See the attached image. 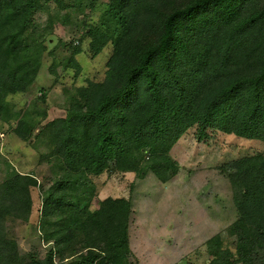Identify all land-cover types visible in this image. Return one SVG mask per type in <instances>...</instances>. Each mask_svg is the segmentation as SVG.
<instances>
[{
  "label": "trees",
  "instance_id": "obj_1",
  "mask_svg": "<svg viewBox=\"0 0 264 264\" xmlns=\"http://www.w3.org/2000/svg\"><path fill=\"white\" fill-rule=\"evenodd\" d=\"M50 1L65 3L0 0V115L6 120L13 107L8 95L25 90L41 66L46 46L33 37L34 15ZM109 13L114 29L91 30L94 53L113 42L104 80L77 86L66 116L48 122L52 154L64 169L99 174L114 161L119 169L143 167L167 181L179 170L170 150L190 127L200 138L219 129L264 141V2L110 0ZM34 128L22 118L14 130L29 139ZM229 167L238 209L229 227L235 249L216 234L204 264H264V149ZM37 183L34 173L16 169L0 183V264H129L132 201L108 196L91 209L90 195L68 199L58 191L45 199L43 212L70 210V225L75 220L86 237L77 258L58 263L51 251L23 259L4 221L8 214L30 217ZM73 232L68 227L57 241Z\"/></svg>",
  "mask_w": 264,
  "mask_h": 264
},
{
  "label": "rangeland",
  "instance_id": "obj_2",
  "mask_svg": "<svg viewBox=\"0 0 264 264\" xmlns=\"http://www.w3.org/2000/svg\"><path fill=\"white\" fill-rule=\"evenodd\" d=\"M109 11L110 0H65L64 5L47 2L34 15L33 37L43 38L46 49L34 81L8 95L13 105L9 119L0 115V183L12 169L35 173L39 179L31 188L30 217L8 214L5 231L17 241L23 259L53 251L55 262L73 261L77 258L73 253L86 237L75 220L70 225L69 209L45 215V199L55 191L66 192L68 199L90 195L88 206L96 209L108 196L126 197L132 201L129 264H204L212 259L207 243L216 234L235 249L229 227L238 209L229 163L263 150L262 139L219 129H208L200 138L197 127H190L170 150L179 170L167 181L145 170L143 158L139 170H122L112 161L105 171L95 174L64 169L52 154L48 122L66 116L77 86L106 76L113 42L94 53L91 30L97 25L114 29ZM22 118L35 124L29 139L14 130ZM68 227L75 232L58 242Z\"/></svg>",
  "mask_w": 264,
  "mask_h": 264
},
{
  "label": "crops",
  "instance_id": "obj_3",
  "mask_svg": "<svg viewBox=\"0 0 264 264\" xmlns=\"http://www.w3.org/2000/svg\"><path fill=\"white\" fill-rule=\"evenodd\" d=\"M18 171H20V172H27V171H25V170H21V169H17ZM31 173V172H30ZM34 175H35V173H34ZM36 176V175H35ZM37 177V176H36ZM38 178V177H37ZM39 179V178H38ZM43 204H44V202H43ZM49 241H51V240H49Z\"/></svg>",
  "mask_w": 264,
  "mask_h": 264
}]
</instances>
